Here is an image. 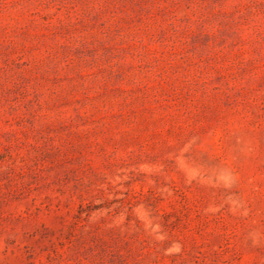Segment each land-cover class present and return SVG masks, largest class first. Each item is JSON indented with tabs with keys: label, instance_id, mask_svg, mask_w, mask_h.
<instances>
[{
	"label": "rangeland",
	"instance_id": "1",
	"mask_svg": "<svg viewBox=\"0 0 264 264\" xmlns=\"http://www.w3.org/2000/svg\"><path fill=\"white\" fill-rule=\"evenodd\" d=\"M0 264H264V0H0Z\"/></svg>",
	"mask_w": 264,
	"mask_h": 264
}]
</instances>
